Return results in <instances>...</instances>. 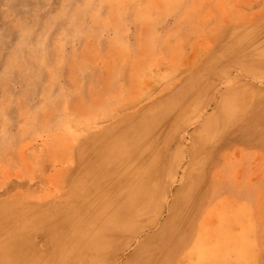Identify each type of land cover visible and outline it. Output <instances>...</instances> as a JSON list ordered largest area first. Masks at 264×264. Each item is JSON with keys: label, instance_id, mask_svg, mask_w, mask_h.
<instances>
[{"label": "rangeland", "instance_id": "1", "mask_svg": "<svg viewBox=\"0 0 264 264\" xmlns=\"http://www.w3.org/2000/svg\"><path fill=\"white\" fill-rule=\"evenodd\" d=\"M0 264H264V0H0Z\"/></svg>", "mask_w": 264, "mask_h": 264}, {"label": "bare ground", "instance_id": "2", "mask_svg": "<svg viewBox=\"0 0 264 264\" xmlns=\"http://www.w3.org/2000/svg\"><path fill=\"white\" fill-rule=\"evenodd\" d=\"M38 152V151H37ZM38 157V156H37Z\"/></svg>", "mask_w": 264, "mask_h": 264}]
</instances>
